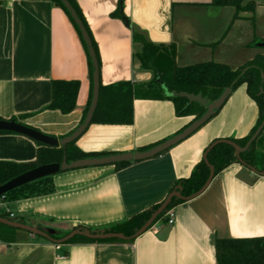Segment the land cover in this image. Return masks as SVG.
Segmentation results:
<instances>
[{
    "label": "crops",
    "instance_id": "0c3cea01",
    "mask_svg": "<svg viewBox=\"0 0 264 264\" xmlns=\"http://www.w3.org/2000/svg\"><path fill=\"white\" fill-rule=\"evenodd\" d=\"M74 1L96 46L101 85L152 78L137 62L141 44L131 25L145 30L154 44L173 43L179 66L214 61L236 69L264 53L255 42L264 39V0H245L254 11L233 21L234 9L212 0H122L119 14V0ZM52 80L78 81L70 113L46 108ZM90 89L86 50L60 7L52 0H0V119L23 116L21 123L60 138L81 123ZM257 115L255 102L239 85L215 115L159 155L120 169L60 171L52 175L53 192L0 199L1 211L53 235L76 227L107 229L161 203L178 179L189 176L212 140L246 136ZM191 120L176 116L168 99H135L131 124H89L75 144L85 152L143 150ZM37 148L25 135L0 132V161L31 162ZM171 211L173 223L164 237L159 234L165 220L131 242H75L56 249L47 239L16 229L12 242L0 240V264H216V239L264 236V176L233 163L201 194Z\"/></svg>",
    "mask_w": 264,
    "mask_h": 264
},
{
    "label": "trees",
    "instance_id": "16d2710c",
    "mask_svg": "<svg viewBox=\"0 0 264 264\" xmlns=\"http://www.w3.org/2000/svg\"><path fill=\"white\" fill-rule=\"evenodd\" d=\"M52 2L67 14L79 35L76 25L73 23L61 3L58 0H52ZM68 2L73 7L90 37L88 27L79 7L76 5L74 0H68ZM212 4L216 6H231L234 9L232 21L237 19L241 12L252 13L254 11V4L245 0H212ZM121 9L122 0H119L116 14H119ZM134 37L141 44L140 51L136 53L137 62L140 64L141 69L152 73V78L146 82L132 83L129 81H118L108 85L99 84L98 101L90 124H131L133 121V100L135 99H168L173 104L176 116L191 117V121H193L204 112L205 107L196 102L189 103L185 98L170 97L168 96L169 92L175 91L195 95L200 94L203 98L211 101L217 98L225 88L230 87L232 91L237 86L243 84L245 86L246 94L255 102L257 106V120L246 136L227 139L231 140L240 147H243L246 144L264 118V53L257 54L251 60L236 69H232L226 64L214 61H205L179 66L175 62V46L173 43L165 45L146 42L143 37L137 35L135 32ZM255 42L261 43L264 42V39H259ZM91 43L99 66L96 46L92 39ZM83 46L85 48L84 44ZM88 68L91 82L92 67L89 57ZM78 87L79 84L76 80H52L51 99L46 108L58 110L62 114L70 113L75 107ZM90 99L91 89L88 95L86 107L83 111L81 122L84 119L86 111L89 107ZM22 118L23 116L12 119L20 122L19 120ZM217 140L219 139L212 140L204 149V152ZM75 142L76 140L68 143L65 147H50L36 142L38 148L33 161H0V185L39 165L60 162L63 157H65L67 161H72L112 153L85 152L77 147ZM206 161L209 165L214 167V176L233 163H240L244 167L250 166L257 171H261L264 166V127L261 133L252 142L250 147L246 151L239 154V158L236 157L234 150L230 145L218 142L207 151ZM128 163L129 162L114 164V167L115 169H120L128 165ZM208 174L209 169L202 158L193 167L189 176L178 179L168 193H170L174 188L180 187V193L183 197L190 196L202 187L208 177ZM51 178L52 176L43 177L17 187L5 193L2 196V199L16 200L20 198L49 194L54 190ZM182 202H184V200L173 198L165 211L157 217L155 222L166 221L167 211ZM159 205L160 203L154 204L149 208L132 215L127 220L105 229V231L118 232L123 233L125 236H130L147 221ZM0 217L9 219L8 214L1 210ZM18 221L22 223L24 222L22 219H18ZM15 230V228L0 223V240L4 242H12L14 240ZM62 235L63 234H50L53 238H59ZM131 241L132 240L119 239L89 240L83 237H74L66 244L75 242ZM214 250L216 264H264V236L216 239Z\"/></svg>",
    "mask_w": 264,
    "mask_h": 264
},
{
    "label": "water",
    "instance_id": "95a60500",
    "mask_svg": "<svg viewBox=\"0 0 264 264\" xmlns=\"http://www.w3.org/2000/svg\"><path fill=\"white\" fill-rule=\"evenodd\" d=\"M58 1L61 3L63 8L67 11L73 23L76 25L79 35L81 37V40L83 44L85 45L86 52H87V55L89 57L91 67H92L91 99H90L89 107L86 111L85 117L82 120V122L78 125V127H76V129H74L70 134L60 137V138L44 134L40 132L39 130L33 127H30L28 125H25L21 122H18L14 119H10V120L0 119V132H13V133L22 134V135H25L33 139L34 141L38 143H41L43 145L50 146V147H65L68 143L76 140L86 130V128L89 126L91 122L93 112L97 105L98 95H99V84H100L99 66H98L95 51L93 49L91 39L88 35V32L86 31L84 25L82 24L81 20L78 18L76 12L74 11L73 7L70 5L68 0H58ZM127 25L129 26V24ZM130 27L137 35L143 37V39L146 42H150L148 34L145 30H142L140 27L136 25H131ZM257 45L259 47H264V42L258 43ZM230 92H231L230 87L225 88L217 98L211 101H208L206 98H203L200 94L195 95V94L186 93V92L171 91L168 93V96L185 98L188 100L189 103H192V102L199 103L205 107L204 112L199 117L191 121L182 130L175 133L171 137L151 147L145 148L143 150L111 153V154H106V155H101V156L76 159L72 161H67L66 158L63 157V159L60 162L39 165L1 184L0 185V197H2L5 193L17 187L33 182L43 177L52 176L60 171L78 169V168H84V167L105 166V165H114V164H119V163H124V162L140 161V160H144V159L157 156L160 153L172 147L173 145L187 138L189 135L195 132L198 128H200L206 121H208V119H210L213 115H215L218 112V110L221 108V106L223 105L227 97L230 95ZM263 127H264V118L261 124L257 127L253 135L249 138V140L246 142V144L243 147H240L239 145L235 144L234 142L228 139H219L215 141L214 143H212L209 146V148L203 153V157H202L205 161V164L207 165L209 169L208 177L205 183L202 185V187L198 191H196L195 193L187 197H183L181 195L180 187L174 188L170 193L167 194L165 199L160 203V205L151 214V216L147 219V221L135 233H133L130 236H125L123 233L105 231V229L104 230H90V229L83 228V227H76L72 229L71 231H69L68 233L63 234L59 238H53L50 236V234L52 233L40 227H37L35 225L22 223L18 220L0 217V223L7 225L9 227L23 230L30 234L45 238L54 244H66L68 241H70L74 237H83L89 240H106V239L133 240L153 225L157 217L163 211H165V209L167 208V206L169 205V203L171 202L173 198L181 199L184 201L190 200L198 196L199 194H201L208 187L210 181L214 177V167L212 165H209L206 161V153L211 147H213L218 142L226 143L233 148L236 157L239 158V154L246 151L250 147L252 142L261 133ZM246 167L247 169L251 170L253 173H256L259 176H264V166L261 171H257L250 166H246ZM169 228H170V225H166L165 227H163L160 230L159 237L160 238H162V236L164 237L167 234Z\"/></svg>",
    "mask_w": 264,
    "mask_h": 264
},
{
    "label": "built area",
    "instance_id": "2783aa9c",
    "mask_svg": "<svg viewBox=\"0 0 264 264\" xmlns=\"http://www.w3.org/2000/svg\"><path fill=\"white\" fill-rule=\"evenodd\" d=\"M0 199H2V197H0ZM1 210V207H0ZM10 216H12V214H10ZM166 222L168 225H171L173 223V218H174V214L171 210L167 211L166 213ZM56 249H60L61 245L59 244H55ZM64 255H60V258H63Z\"/></svg>",
    "mask_w": 264,
    "mask_h": 264
}]
</instances>
